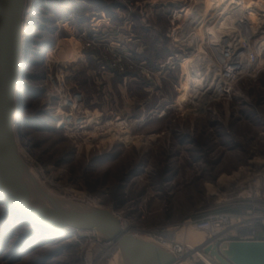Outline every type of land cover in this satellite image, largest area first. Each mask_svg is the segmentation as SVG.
I'll list each match as a JSON object with an SVG mask.
<instances>
[{"label":"rangeland","instance_id":"1","mask_svg":"<svg viewBox=\"0 0 264 264\" xmlns=\"http://www.w3.org/2000/svg\"><path fill=\"white\" fill-rule=\"evenodd\" d=\"M92 1L25 0L19 155L64 202L113 210L134 233L176 228L264 168V0ZM218 45L249 49L256 61L232 80L217 62ZM189 60L209 86L191 77ZM57 117L69 122L56 125ZM117 122L130 140L105 138L120 131ZM13 216L2 222L0 264L112 262L101 236H31Z\"/></svg>","mask_w":264,"mask_h":264},{"label":"water","instance_id":"2","mask_svg":"<svg viewBox=\"0 0 264 264\" xmlns=\"http://www.w3.org/2000/svg\"><path fill=\"white\" fill-rule=\"evenodd\" d=\"M25 0H0V201L4 208L37 228L53 233L95 232L117 246L121 264H180L156 245L125 232L112 211L76 206L41 188L18 153L13 117L21 55V19ZM26 52L23 71L28 63ZM24 80L25 73L21 75ZM37 197V201L34 198ZM215 264H264V241H230L202 248Z\"/></svg>","mask_w":264,"mask_h":264},{"label":"built area","instance_id":"3","mask_svg":"<svg viewBox=\"0 0 264 264\" xmlns=\"http://www.w3.org/2000/svg\"><path fill=\"white\" fill-rule=\"evenodd\" d=\"M214 52L218 57L217 62L224 69L223 73L229 76L232 72L235 73L230 77L232 80H238L245 70L247 74L256 61V56L249 49L241 48L235 51L230 47L218 45ZM229 84H224L226 89L223 93L228 92L231 85ZM257 169L258 171L249 174V179L246 181L231 186L228 191L219 192L212 211L208 210L207 213L199 211L197 216L185 220L181 226L176 228L138 230L134 233L120 214L113 210L112 213L119 220L125 232L145 237L147 241L171 254L178 261L179 259L185 261L193 259V249L178 241L176 230H179V233L184 230V232L192 231L202 234L205 240L197 249L201 255H203L202 248L209 244L220 245L230 241H264V168ZM123 223H126L125 227L122 226ZM98 236L95 233L92 238H98ZM78 239L81 240V237L79 236ZM101 240L103 245H113L104 239ZM85 262L93 264L90 259H86Z\"/></svg>","mask_w":264,"mask_h":264},{"label":"bare ground","instance_id":"4","mask_svg":"<svg viewBox=\"0 0 264 264\" xmlns=\"http://www.w3.org/2000/svg\"><path fill=\"white\" fill-rule=\"evenodd\" d=\"M206 1V0H205ZM208 2V1H207ZM220 2V1H219ZM206 3V2H205ZM209 3V2H208ZM211 3H212V1H211ZM204 4V3H203ZM207 4V3H206ZM215 4V3H214ZM260 4V3H259ZM262 5V4H261ZM204 6V5H203ZM206 6V5H205ZM208 6H209V4H208ZM207 6V7H208ZM213 6H215V5H213ZM212 6V7H213ZM24 8H25V6H24ZM201 8V7H200ZM206 9V8H205ZM199 10V9H198ZM211 9H209V11H210ZM184 11H188L187 13L190 15H192V14H195V11H191V10H186V9H182L181 11H177V13H183ZM208 11V12H209ZM196 12H199L200 13V10L199 11H196ZM205 12V11H204ZM203 12V13H204ZM211 12V11H210ZM207 13V12H206ZM208 14V13H207ZM210 14V13H209ZM198 15V14H197ZM201 16V15H200ZM199 16V17H200ZM205 17H207V16H205ZM196 20V19H195ZM226 20V19H225ZM224 20V21H225ZM227 21V20H226ZM28 23L31 25V27H33V24H34V20H33V18L32 17H30L29 19H28ZM193 23V22H192ZM196 23V22H195ZM195 23H193V24H195ZM206 24H208V23H206ZM212 24V23H211ZM211 24H208V25H211ZM214 25V24H213ZM213 25H211L212 27H213ZM217 26V25H216ZM215 26V27H216ZM220 26H222V25H220L219 24V27ZM197 27V26H196ZM211 28V27H210ZM217 28V27H216ZM203 29V28H202ZM206 29V28H205ZM209 29V28H208ZM213 29V28H212ZM219 29V28H218ZM220 30H222V28L220 29ZM223 30H224V28H223ZM222 30V31H223ZM200 31H201V29H200ZM199 31V32H200ZM205 32V31H204ZM207 32V31H206ZM209 32V31H208ZM207 32V33H208ZM221 32V31H220ZM198 33V32H197ZM201 33V32H200ZM211 34H213V33H211ZM210 34V35H211ZM214 34H216V35H218L217 33H214ZM225 34V33H224ZM232 34V33H231ZM215 35V36H216ZM251 37L250 38H252V36H253V34L252 35H250ZM28 38L30 39V35H26V36H23L22 34H21V48H22V50H21V55H20V59H21V61L19 60V65H18V69H19V77H18V80H17V87H16V90H15V104H17L19 107H21L22 106V103H23V99H24V95H25V90H24V80L22 79V77H21V75H22V73H27V71H26V69L23 71V67H22V61H23V59H24V54H25V49H26V47H27V43L29 42V40H28ZM196 38V37H195ZM213 38H214V36H213ZM215 39V38H214ZM217 43V42H216ZM263 48H264V45H261L260 47H259V50L260 51H262L263 50ZM246 50V49H245ZM53 49L52 48H48V50H47V54L45 55L46 56V58H50L51 56H52V53H53ZM198 60L200 59L201 60V58H197ZM203 61V60H202ZM185 62V61H184ZM197 62H199V61H197ZM194 62L192 61V60H189V61H187V64L189 65V66H192V70H193V73L191 74V77L193 78V77H197L198 78V76H199V81L201 82V80H203L202 82H201V84H200V86H204L205 87V85L207 84L208 86H209V81L207 80V78H205L204 77V75L201 73V72H197V71H195L194 69H193V65L195 64H193ZM204 63V62H203ZM203 63H202V65H203ZM205 63L207 64V62L205 61ZM204 63V64H205ZM198 65H200L201 66V64L199 63ZM209 65V64H208ZM211 65V64H210ZM207 67V66H206ZM213 67V66H212ZM50 68V67H49ZM206 69V68H205ZM50 70V69H49ZM191 70V71H192ZM210 71V70H209ZM211 74V73H210ZM222 74V73H221ZM218 75V74H217ZM226 75V74H225ZM216 76V75H215ZM207 77H209V76H207ZM217 77V76H216ZM224 77V76H223ZM227 78V77H226ZM210 79V78H209ZM212 80V79H211ZM219 80V79H218ZM214 81V80H213ZM216 81V80H215ZM207 86V87H208ZM199 90L198 89H196V91L195 92H198ZM64 102V103H63ZM66 103L68 104V105H71V106H73L74 105V103L72 102V101H70V99H67L66 100V98H64L63 100H62V105H66ZM23 116H22V113L19 111L18 112V114L17 115H15L14 117H13V133H14V136H15V141H16V138H17V136H19V134L22 132V127H23ZM57 120L56 121H58L57 123H56V125H62V124H64L66 121L67 122H69L68 121V118H67V120L64 118V117H57L56 118ZM66 122V123H67ZM122 125H123V123H118L117 122V124H115V128H117V129H119L120 131H115V132H113V134H111L112 136H110V135H106L105 136V138L106 137H110L111 139H113L114 137H118V138H121L122 140H126V141H128V140H130L131 138L130 137H128L127 135H125V132H122L121 131V127H122ZM103 137V136H102ZM16 144H17V141H16ZM18 149V148H17ZM18 153H19V151H18ZM30 172H31V170H29ZM33 174V173H32ZM34 175V174H33ZM39 184H40V182H39ZM41 185V184H40ZM44 190V189H43ZM46 192H47V194H49L51 197H54V198H56V199H59V198H57V197H55L52 193H50V192H48L47 190H45ZM34 198H35V200L37 201V197L34 195ZM59 200H61V199H59ZM66 203H70L69 201L68 202H66ZM71 204V203H70ZM12 215H15V216H17V217H20L21 218V216L20 215H18V214H16V213H12V212H10ZM125 224L126 223H123L122 224V226L123 227H125ZM31 225H35V226H37L36 224H33V223H31ZM34 226V227H35ZM42 229V228H41ZM45 230V229H44ZM47 232V231H46ZM49 232V231H48ZM51 234L50 235H54V236H56L57 238H60V237H63V242H68V241H70V239H69V237L70 236H74V237H78L79 238V236L81 237V239H84V238H89L90 236H94L95 235V233H93V232H74L72 235H71V233H70V231L68 232V231H63V232H61V233H59V234H57V233H53V232H50ZM180 237H181V239L183 240V241H186V243H188L189 244V247L191 248V249H193V255H192V257L193 258H198V259H200L204 264H214V263H212V262H210L208 259H206L203 255H201L198 251H197V249L202 245V243L204 242V240H205V238L204 237H201V236H198V235H195L194 233H190V231H188V232H184V230H181L180 231ZM88 236V237H87ZM135 236H137V237H139V238H141V239H144V240H146L145 238H143V237H140V236H138V235H135ZM68 239H67V238ZM73 238V237H72ZM92 238V237H91ZM105 246L106 247H108V246H112V248H110V251L112 252V255H114L113 256V258H112V262L111 263H109V264H121V261H120V256H119V251H118V248H117V246H113V245H111V244H105ZM180 264H185L187 261H185V260H183V259H179V261H178Z\"/></svg>","mask_w":264,"mask_h":264},{"label":"trees","instance_id":"5","mask_svg":"<svg viewBox=\"0 0 264 264\" xmlns=\"http://www.w3.org/2000/svg\"><path fill=\"white\" fill-rule=\"evenodd\" d=\"M81 1H88V4H89V2H91L92 0H81ZM92 2H95V3H97V4H102L101 2H99V1H92ZM112 6H115V5H111V8H113ZM107 13H108V11H107ZM39 29H41V26H39ZM43 29V28H42ZM42 45H40V47H41ZM37 51H39V50H37ZM0 204L1 205H3L2 203H1V201H0ZM4 210V212H3V216H2V218H1V220H0V236L2 235V231H1V227L3 226L2 225V222H3V224H4V222H6V221H8V220H10L12 217H14L9 211H7L5 208L3 209ZM5 220V221H4ZM20 220H21V222L22 223H24L28 228H29V234L31 235V236H34V233L36 232V234L37 233H39V234H46V231H44V229H42L41 230V228H37V227H34V226H32L30 223H28L26 220H24V219H22V218H20ZM26 239V237L24 238V237H22L21 238V242H23L24 240Z\"/></svg>","mask_w":264,"mask_h":264}]
</instances>
